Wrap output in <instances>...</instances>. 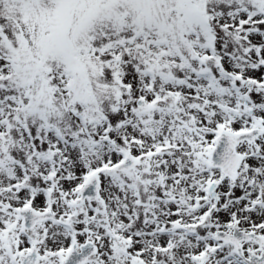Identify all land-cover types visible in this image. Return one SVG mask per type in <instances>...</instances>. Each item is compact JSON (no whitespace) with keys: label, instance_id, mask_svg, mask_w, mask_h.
Returning <instances> with one entry per match:
<instances>
[{"label":"snow or ice","instance_id":"1","mask_svg":"<svg viewBox=\"0 0 264 264\" xmlns=\"http://www.w3.org/2000/svg\"><path fill=\"white\" fill-rule=\"evenodd\" d=\"M0 264H264V0H0Z\"/></svg>","mask_w":264,"mask_h":264}]
</instances>
